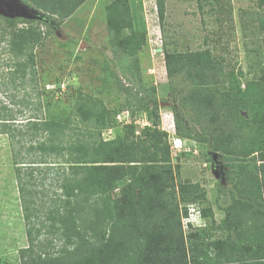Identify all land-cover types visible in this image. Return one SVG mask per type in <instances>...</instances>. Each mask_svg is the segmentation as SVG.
<instances>
[{
	"label": "trees",
	"instance_id": "1",
	"mask_svg": "<svg viewBox=\"0 0 264 264\" xmlns=\"http://www.w3.org/2000/svg\"><path fill=\"white\" fill-rule=\"evenodd\" d=\"M19 1L33 5L38 12H46L49 18L56 16L51 23L45 22L44 15L35 22L6 20L7 28L0 23V46L5 43L16 66L9 83L16 88V79H20L23 87L26 77L31 76L28 80L36 91L35 49L86 0ZM155 4L158 21L162 23L164 0H155ZM258 5L264 9V0H258ZM130 11L128 0H114L106 6L105 15L112 34L111 44L134 58L133 65L126 69L137 79L141 71L138 57L145 39L143 35H135ZM258 28L263 59L257 64L262 79L258 85L254 84L260 92L254 102L264 107V19ZM162 55L169 91L173 93L171 81L176 78L191 85L188 94L180 99V106H190L215 124L221 134L228 129L230 117L248 107L240 85L235 87V95L218 89L222 71L210 51L170 52L163 46ZM106 77L124 96L120 110L108 109L99 98L76 91L69 107L63 108L59 115L43 119L41 111L51 99L45 100L43 106L40 97L47 93L37 90L34 113L27 118L25 130L19 131V138L28 136V150L39 151L40 159L13 161L28 243L18 251L19 264H264V220L259 218L262 210L255 212L251 206V202H264V133L254 151L234 153L228 139L227 142L219 139L208 148L211 154L223 153L226 160L250 158L255 169L254 173L249 172L245 162L230 165L234 170L228 177L230 203L223 208L222 222L216 223L213 212L200 207L206 201L205 190L196 183L181 184L174 179L168 135L159 129L160 107L157 104L150 107L138 97L140 92L133 93L130 87H124L112 73ZM253 87L252 83L244 90ZM136 111L151 122L150 128H142L138 136L130 124L115 138H102L103 131L118 128L120 112L131 118ZM13 122L11 115L0 114V134L16 138ZM263 122H259L258 128L264 132ZM174 132L177 137L194 139L177 117ZM51 154L61 158L54 163L62 164L59 169L46 162V156ZM38 165H46L45 175L56 171L62 176L59 195L44 199L51 203L42 220H38V215L45 202L36 205L32 197L39 193L28 189L33 185L30 181ZM23 168L29 169L22 173ZM119 185V195L113 196ZM239 203H243L241 210ZM190 207L196 208L194 213L201 217L199 228L188 220ZM42 235L45 237L41 238Z\"/></svg>",
	"mask_w": 264,
	"mask_h": 264
},
{
	"label": "rangeland",
	"instance_id": "2",
	"mask_svg": "<svg viewBox=\"0 0 264 264\" xmlns=\"http://www.w3.org/2000/svg\"><path fill=\"white\" fill-rule=\"evenodd\" d=\"M112 1L86 0L72 16L62 20L61 25L50 32L43 45L35 49L37 90L47 93L40 97L42 105L45 100L51 99L49 106L41 111V117L47 119L59 115L63 108L69 107L76 91L99 98L108 109L120 110L124 96L107 79L106 75L112 73L124 87H130L133 93L140 92L138 97L150 107L154 104L160 107L159 129L168 135L174 179L181 184L196 183L202 187L207 196L200 207L213 212V221L220 223L225 216L223 208L230 203L228 190L231 181L228 177L234 172L230 165L245 162L249 172L254 173L255 169L250 158L242 160L232 157L230 161L225 159L223 153L211 154L208 148L219 139H228L234 153L254 151L258 149V139L264 136L263 130L258 128L259 122L264 120V107L254 102L260 96L256 87L262 79L257 64L263 59L262 35L258 25L264 19V9L259 8L258 0H164L165 18L160 23L155 0H128L135 35H143L145 39L138 57L141 71L134 79L126 69L133 65L134 58L126 56L111 44L112 34L107 26L105 8ZM27 6L36 11L39 19L0 14L2 26L7 28L6 20L35 22L41 21L44 15L45 22L51 23L56 18H49L46 12H38L31 4ZM5 46V43L0 46V114H8L15 119L12 129L16 138L0 134V264H19L18 251L26 248L28 243L13 161L40 159L39 151L28 150V136L19 138V131L25 130L27 118L34 113L37 90H33L34 86L28 80L31 76L26 77L23 87L20 79H16L15 85L18 87L11 86L9 76L16 66ZM163 46L170 52L210 51L211 57L219 61L222 71L218 89L229 90L235 95V87L240 85V93L247 98L248 107L238 112L237 116L230 117L228 129L222 134L215 124L203 119L190 106H180V99L188 94L191 85L176 78L171 81L173 93L169 91ZM252 83V89L244 90L246 85ZM126 115V112H120L117 119L122 123L118 128L103 131L102 138L113 139L130 124L138 136L142 128L151 127V122L139 111L131 118ZM176 117L194 137L193 140L180 139L177 151L171 142L175 136ZM66 137L71 138L69 135ZM46 159L49 165L61 160L54 154L46 156ZM45 166H37L34 179L30 181L33 185L28 186L29 190L39 193L32 197L35 204L40 205L44 201L46 205L41 208L38 220L45 218L46 208L51 203L44 199L59 195L58 187L62 181L61 174H55L56 171L45 175ZM52 166L59 169L62 164ZM27 169L23 168L22 173ZM120 186L112 192L113 196L119 195ZM191 219L194 224H199L197 217L192 216ZM184 231H187L186 227Z\"/></svg>",
	"mask_w": 264,
	"mask_h": 264
},
{
	"label": "water",
	"instance_id": "3",
	"mask_svg": "<svg viewBox=\"0 0 264 264\" xmlns=\"http://www.w3.org/2000/svg\"><path fill=\"white\" fill-rule=\"evenodd\" d=\"M0 14L15 18L39 19L36 11L19 0H0Z\"/></svg>",
	"mask_w": 264,
	"mask_h": 264
},
{
	"label": "crops",
	"instance_id": "4",
	"mask_svg": "<svg viewBox=\"0 0 264 264\" xmlns=\"http://www.w3.org/2000/svg\"><path fill=\"white\" fill-rule=\"evenodd\" d=\"M175 137H177V136H175ZM178 138V137H177ZM178 139H183V138H178ZM256 194H257V191H256ZM252 204V205H251ZM251 206H253L254 207V210H255V212H257V211H261L262 210V216L260 215V220H264V202H262V203H257V201H255V202H251ZM242 205H243V203H239L238 204V210H241V208H242ZM226 206V205H225ZM244 208H246L247 210H250V209H248L249 207H247L246 205H244ZM219 209V208H218ZM217 211H219V210H217ZM240 214H242L241 212H240ZM259 220V219H258Z\"/></svg>",
	"mask_w": 264,
	"mask_h": 264
},
{
	"label": "clouds",
	"instance_id": "5",
	"mask_svg": "<svg viewBox=\"0 0 264 264\" xmlns=\"http://www.w3.org/2000/svg\"><path fill=\"white\" fill-rule=\"evenodd\" d=\"M175 136H176V135H175ZM175 136L172 137L171 142H173V148L177 151L180 147H179V148H175V147H174V142H175L176 139H177V140H180V139H178V138H180V137L177 138V137H175ZM194 210L196 211V208H192V207L189 208V212H188V213H189V218H188V220H189L190 223L193 225V227L195 226L194 228H199L200 223L202 222V221H201V217H200V215L198 214V212H196V213L193 212V213L191 214V212L194 211ZM192 216L197 217V220H199V224H194V223L192 222V219H191Z\"/></svg>",
	"mask_w": 264,
	"mask_h": 264
},
{
	"label": "bare ground",
	"instance_id": "6",
	"mask_svg": "<svg viewBox=\"0 0 264 264\" xmlns=\"http://www.w3.org/2000/svg\"><path fill=\"white\" fill-rule=\"evenodd\" d=\"M174 147L175 148H179L180 147V142H179V140H175V143H174Z\"/></svg>",
	"mask_w": 264,
	"mask_h": 264
},
{
	"label": "built area",
	"instance_id": "7",
	"mask_svg": "<svg viewBox=\"0 0 264 264\" xmlns=\"http://www.w3.org/2000/svg\"><path fill=\"white\" fill-rule=\"evenodd\" d=\"M126 116H127V118H128V114H127ZM193 212H194V211H192L191 214H192Z\"/></svg>",
	"mask_w": 264,
	"mask_h": 264
}]
</instances>
